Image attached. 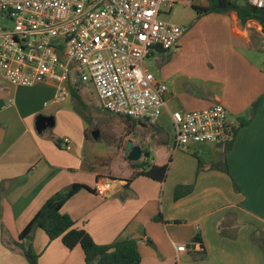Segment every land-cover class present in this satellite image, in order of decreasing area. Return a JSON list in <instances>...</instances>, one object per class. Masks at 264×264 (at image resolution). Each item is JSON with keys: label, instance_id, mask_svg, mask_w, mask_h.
Listing matches in <instances>:
<instances>
[{"label": "crops", "instance_id": "0c3cea01", "mask_svg": "<svg viewBox=\"0 0 264 264\" xmlns=\"http://www.w3.org/2000/svg\"><path fill=\"white\" fill-rule=\"evenodd\" d=\"M200 19L201 35H196L197 22L176 48L156 47L146 59L156 79L168 84L166 107L157 124L137 121L140 131L127 130L125 149L132 140L149 153L151 163L168 165L163 182L138 176L128 184L133 169L125 149L121 144L97 149L89 145L87 130L84 152L62 151L53 126L43 132L36 128V117L52 116L55 106L19 103L32 91L53 102L56 84L14 87L0 72V264H30L20 245L28 242L39 254L38 264L85 263L80 245L70 249L41 228L30 239L19 238L44 202L74 183L92 190L77 192L62 211L98 244L134 237L141 264H264V100L252 121L239 125L264 94V30L256 20L243 23L235 11ZM217 102L227 109L232 132L237 130L227 171L224 164L215 165L226 144L175 147L172 113ZM163 123L172 125V137ZM70 143L71 137L64 148L72 149ZM103 182L107 195L95 191ZM180 186L183 195L176 199ZM180 243L185 251L177 250Z\"/></svg>", "mask_w": 264, "mask_h": 264}, {"label": "built area", "instance_id": "2783aa9c", "mask_svg": "<svg viewBox=\"0 0 264 264\" xmlns=\"http://www.w3.org/2000/svg\"><path fill=\"white\" fill-rule=\"evenodd\" d=\"M178 0H0V72L12 86L55 83L56 100L94 86L109 112L155 125L168 84L145 61L176 48L187 26L159 17ZM264 9V0H247ZM175 147L226 144L232 135L222 103L174 111ZM69 139L62 141L68 145ZM95 191L107 195L105 182ZM186 244L177 245L179 252Z\"/></svg>", "mask_w": 264, "mask_h": 264}, {"label": "trees", "instance_id": "16d2710c", "mask_svg": "<svg viewBox=\"0 0 264 264\" xmlns=\"http://www.w3.org/2000/svg\"><path fill=\"white\" fill-rule=\"evenodd\" d=\"M188 1L192 3V7L198 12L199 18L203 15L214 12L227 13L235 11L243 23L247 20L253 19L259 22L264 30V9L250 4L247 0L244 2L238 0H206L207 4L205 5L195 4L196 0ZM71 94L76 97L81 104H84L82 99H80L76 88L72 89ZM263 100L264 94L252 104L247 116L240 117V126L252 121ZM124 118L129 123L137 122L130 117ZM236 131L237 130L234 129L232 132L230 140L226 143V149L222 154L221 159L215 164L216 166L224 164V169L226 171V155L232 147ZM86 136L90 137L88 131H86ZM57 144L59 145V141ZM129 162L133 172L127 179L128 184L138 176H147L160 182H163L166 179L168 165L151 163L147 151H143L140 160H129ZM82 189L92 190L85 184L74 183L64 190L55 192L44 202L41 208L22 230L19 235L20 240H25L33 234V231L36 228H41L47 233L50 240L60 238L64 245L70 249L80 245L85 254L84 264H141L142 256L138 242L134 237H119L110 244H98L85 229L76 226L75 220L68 213L62 211L64 204ZM181 189V186L176 189V199L183 195ZM20 245L24 247V253L28 262L30 264H38L39 254L35 252L32 243L28 242L26 247L22 243H20Z\"/></svg>", "mask_w": 264, "mask_h": 264}, {"label": "rangeland", "instance_id": "374dc122", "mask_svg": "<svg viewBox=\"0 0 264 264\" xmlns=\"http://www.w3.org/2000/svg\"><path fill=\"white\" fill-rule=\"evenodd\" d=\"M238 1L244 2L246 0ZM195 4L205 5L207 1L196 0ZM159 17L165 21L187 26L188 28L198 22L195 25L196 35H201V31L204 29L201 25V17L199 18L198 12L188 0H178L170 12L162 11ZM77 92L84 104H81L71 93L62 100L55 99L51 102L42 93L36 91L29 92L25 97L19 98V103L23 101L26 105H35L41 104L42 102L44 104V101H46L48 104H51L49 107L55 106V114L52 116L55 118L56 124L51 130L56 133V136L60 140L71 137L73 143V145L70 143L72 149L68 150L63 147L62 151L67 152L76 149L80 153L81 151L84 152L85 144L83 137L86 130L91 136L89 145H93L97 149H107L109 144H121L124 150L127 130L132 127L136 128L137 125L127 122L122 116L110 114L105 109L103 110L100 107V100L92 84L77 88ZM163 125L167 133L172 137L174 134L172 125L169 126L166 123H163ZM136 129L140 131V128ZM96 130L99 131V139L97 140L93 139V133ZM125 158L127 159V157H124L121 163H125Z\"/></svg>", "mask_w": 264, "mask_h": 264}, {"label": "water", "instance_id": "95a60500", "mask_svg": "<svg viewBox=\"0 0 264 264\" xmlns=\"http://www.w3.org/2000/svg\"><path fill=\"white\" fill-rule=\"evenodd\" d=\"M52 126H54V118L52 116H45L43 114H39L36 117V128L38 129V131L43 132L44 130L49 129ZM1 138H2V132H0V141H1ZM93 138L96 140L99 139L98 130H96L93 133ZM125 154L127 155L130 161H138L142 158L143 152H142V148L140 145H136L133 143L132 140H129L127 142ZM109 181L114 182L115 180L113 178H109ZM30 238L31 237H28V239Z\"/></svg>", "mask_w": 264, "mask_h": 264}]
</instances>
